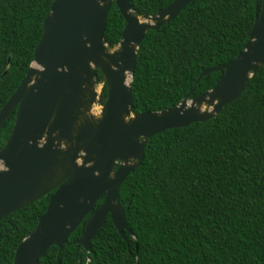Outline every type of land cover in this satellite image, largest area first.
Wrapping results in <instances>:
<instances>
[{"label":"trees","instance_id":"trees-1","mask_svg":"<svg viewBox=\"0 0 264 264\" xmlns=\"http://www.w3.org/2000/svg\"><path fill=\"white\" fill-rule=\"evenodd\" d=\"M173 1L131 4L146 18ZM52 2L0 0V111L31 67ZM255 8L256 0H192L169 24L149 30L133 72V113L173 108L203 71L234 60L250 38ZM124 27L114 3L105 28L110 47ZM224 72L203 76L190 98L212 89ZM107 95L104 85L100 104ZM15 119L16 110L0 130V148ZM54 192L0 220V264H14ZM120 199L131 230L126 237L109 215L86 250L78 240L90 213L63 249L50 246L40 264H58L59 256L62 264H264V63L215 118L150 137Z\"/></svg>","mask_w":264,"mask_h":264},{"label":"water","instance_id":"water-1","mask_svg":"<svg viewBox=\"0 0 264 264\" xmlns=\"http://www.w3.org/2000/svg\"><path fill=\"white\" fill-rule=\"evenodd\" d=\"M191 1L174 0L144 18L131 0H53L31 67L0 111L1 130L16 110L0 148V220L55 189L47 211L17 248L14 264H40L52 245L61 251L90 213L78 240L86 250L109 215L126 237L131 230L120 188L142 163L148 139L215 118L264 63V0H256L250 38L234 60L203 71L173 108L135 115L132 86L140 44L149 30L169 24ZM114 3L125 27L119 44L110 47L105 28ZM222 69L212 89L190 98L203 76ZM99 84L108 95L96 113Z\"/></svg>","mask_w":264,"mask_h":264},{"label":"rangeland","instance_id":"rangeland-1","mask_svg":"<svg viewBox=\"0 0 264 264\" xmlns=\"http://www.w3.org/2000/svg\"><path fill=\"white\" fill-rule=\"evenodd\" d=\"M101 89H102V86L101 84H99L98 86V91H99V94L101 92ZM101 105L99 102L95 103L94 107H93V112H96V113H100L101 112Z\"/></svg>","mask_w":264,"mask_h":264},{"label":"bare ground","instance_id":"bare-ground-1","mask_svg":"<svg viewBox=\"0 0 264 264\" xmlns=\"http://www.w3.org/2000/svg\"><path fill=\"white\" fill-rule=\"evenodd\" d=\"M98 115V114H97Z\"/></svg>","mask_w":264,"mask_h":264}]
</instances>
